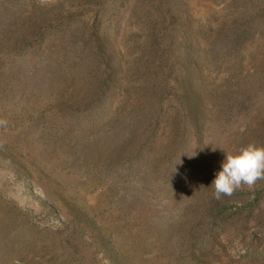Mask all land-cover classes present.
I'll return each instance as SVG.
<instances>
[{"label": "rangeland", "instance_id": "rangeland-1", "mask_svg": "<svg viewBox=\"0 0 264 264\" xmlns=\"http://www.w3.org/2000/svg\"><path fill=\"white\" fill-rule=\"evenodd\" d=\"M264 0H0V264H264Z\"/></svg>", "mask_w": 264, "mask_h": 264}, {"label": "clouds", "instance_id": "clouds-1", "mask_svg": "<svg viewBox=\"0 0 264 264\" xmlns=\"http://www.w3.org/2000/svg\"><path fill=\"white\" fill-rule=\"evenodd\" d=\"M264 180V145L249 143L237 152H226L221 170L212 182L213 196L220 200L231 197L237 190L252 188Z\"/></svg>", "mask_w": 264, "mask_h": 264}]
</instances>
